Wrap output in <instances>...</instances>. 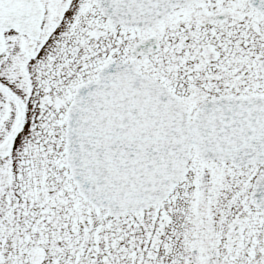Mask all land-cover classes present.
Returning a JSON list of instances; mask_svg holds the SVG:
<instances>
[{
	"label": "snow or ice",
	"instance_id": "snow-or-ice-1",
	"mask_svg": "<svg viewBox=\"0 0 264 264\" xmlns=\"http://www.w3.org/2000/svg\"><path fill=\"white\" fill-rule=\"evenodd\" d=\"M0 264H264V0H0Z\"/></svg>",
	"mask_w": 264,
	"mask_h": 264
}]
</instances>
